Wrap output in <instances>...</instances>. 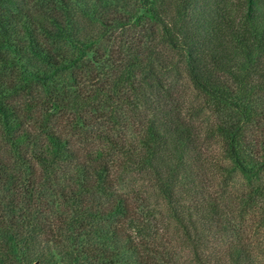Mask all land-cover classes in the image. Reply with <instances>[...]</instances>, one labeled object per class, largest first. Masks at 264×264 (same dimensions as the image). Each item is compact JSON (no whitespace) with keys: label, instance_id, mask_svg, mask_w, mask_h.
Returning a JSON list of instances; mask_svg holds the SVG:
<instances>
[{"label":"trees","instance_id":"1","mask_svg":"<svg viewBox=\"0 0 264 264\" xmlns=\"http://www.w3.org/2000/svg\"><path fill=\"white\" fill-rule=\"evenodd\" d=\"M181 251L264 264V0H0V264Z\"/></svg>","mask_w":264,"mask_h":264},{"label":"rangeland","instance_id":"2","mask_svg":"<svg viewBox=\"0 0 264 264\" xmlns=\"http://www.w3.org/2000/svg\"><path fill=\"white\" fill-rule=\"evenodd\" d=\"M11 70L13 71V72H17V68H14V67H8L7 69H6V71L7 72H11ZM178 245V244H177ZM180 255L182 256L181 257V260L183 261V262H185L186 264H188V254H187V251H181L180 252Z\"/></svg>","mask_w":264,"mask_h":264}]
</instances>
